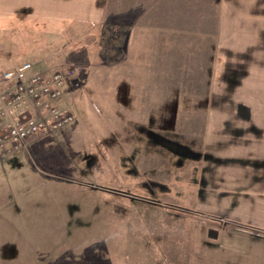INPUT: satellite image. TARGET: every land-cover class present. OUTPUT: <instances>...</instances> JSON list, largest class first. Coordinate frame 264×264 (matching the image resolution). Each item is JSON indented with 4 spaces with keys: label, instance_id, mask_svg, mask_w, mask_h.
<instances>
[{
    "label": "crops",
    "instance_id": "1",
    "mask_svg": "<svg viewBox=\"0 0 264 264\" xmlns=\"http://www.w3.org/2000/svg\"><path fill=\"white\" fill-rule=\"evenodd\" d=\"M71 27L76 33L97 29L100 65L89 69L80 94L66 97L83 124L89 119L104 124L110 131L102 137L108 140L136 135L154 152L164 144L174 157L184 146L193 156L203 153L199 198L184 189L195 203L191 207L203 218L227 220L234 229L245 226L264 236V114L253 113L250 100L264 95V0H0V33L60 36ZM73 127L69 135L87 134L86 125ZM69 130L62 127L52 135L59 138ZM9 157L0 163L4 171L11 166ZM139 163L153 168L160 161L141 155ZM54 169L48 170L59 175L69 170ZM14 216L0 214V264H69L62 250L32 245L24 221L18 244L19 238L2 228ZM176 229L175 234H191ZM169 234L171 229L152 230V252L129 264H212L206 258L214 245H202L199 261L186 244L184 254L176 244L163 247ZM206 234L216 239L221 231L207 228ZM137 244L143 250V243ZM110 247L77 255L71 264H127ZM254 257L233 264H264Z\"/></svg>",
    "mask_w": 264,
    "mask_h": 264
},
{
    "label": "rangeland",
    "instance_id": "2",
    "mask_svg": "<svg viewBox=\"0 0 264 264\" xmlns=\"http://www.w3.org/2000/svg\"><path fill=\"white\" fill-rule=\"evenodd\" d=\"M95 35L97 29L76 33L75 27L60 36L0 33V74L30 61L35 71L73 70L79 82L78 88L70 85L64 98L75 116L72 123L64 126L70 130L59 138L52 133L40 137L9 157L10 168L4 171L0 167V214H16L12 220L3 221V230L17 236L19 244L24 221L32 245L44 243L52 251L62 250L69 264L75 256L105 245L112 246L114 253L129 264L142 253L152 252L148 242L154 235L150 234L160 228L171 229V234L163 236L166 239L163 247L167 243L176 244L178 253L184 254L186 244L188 250L194 249L199 261L205 253L203 244L214 245L206 258L212 264H233L239 258L243 262L252 261V254H257L255 260L264 259V236L245 226L238 225L235 230L227 220L203 218L191 207L195 203L187 200L184 189L199 198L198 157L202 159L203 153L193 156L189 147L184 146L180 153L182 160L180 156H171L164 144L154 152L145 149L136 135L108 140L105 135L102 137L110 131L104 124L90 119L83 124L66 97L80 94L87 85L89 69L100 65ZM250 100L253 113L264 114V95H251ZM74 124L86 125L87 134H81L80 138L69 135ZM113 151L117 154H112ZM141 155L160 163L153 168H141ZM60 166L69 169L60 174L63 176L48 170ZM176 228L189 230L191 234L182 235V231L175 234ZM207 228H217L221 236L213 239L206 234ZM133 230H139L138 234ZM137 243H143V250L136 248ZM234 245L237 250L231 249ZM250 245L255 250L249 251ZM49 256L56 258L57 252Z\"/></svg>",
    "mask_w": 264,
    "mask_h": 264
},
{
    "label": "built area",
    "instance_id": "3",
    "mask_svg": "<svg viewBox=\"0 0 264 264\" xmlns=\"http://www.w3.org/2000/svg\"><path fill=\"white\" fill-rule=\"evenodd\" d=\"M70 83L79 86L73 70L35 71L30 61L0 74V162L74 121L64 104Z\"/></svg>",
    "mask_w": 264,
    "mask_h": 264
}]
</instances>
